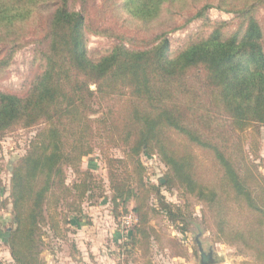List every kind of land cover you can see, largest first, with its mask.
<instances>
[{
  "label": "trees",
  "instance_id": "obj_1",
  "mask_svg": "<svg viewBox=\"0 0 264 264\" xmlns=\"http://www.w3.org/2000/svg\"><path fill=\"white\" fill-rule=\"evenodd\" d=\"M184 1L105 0V3L112 11L147 23L159 18L165 5L170 10L175 2ZM80 2L81 8L75 10L70 7V0H0V50L8 58L20 44L22 24L42 7L50 13L44 46L36 57L40 69L27 91L22 96L0 92V133L16 126L41 123L46 126L10 168L9 199L14 227L0 231V237L9 248L13 264H39L36 252L42 248L38 243L41 222L48 219L47 227H57L60 221H53L59 216L65 223L64 215L61 217L56 210L69 202L66 203L69 210L79 212L81 200L91 196L92 187L86 178L74 181L71 186L64 182L63 167L76 166L80 158L92 152V128L87 118L91 99L116 93L127 95L124 102L130 107L128 117L121 123L119 111L116 118L110 108L96 121H108L111 135L115 133L117 142L127 148L126 158L114 160L124 165V170L109 171L110 202L126 211L132 200V210L137 215L132 238L121 248L127 251L138 243L148 244L153 232L148 224V211L162 212L172 223L177 220L173 207L160 194L159 185L147 187L143 183L140 157L154 150L167 167L166 186L173 188L179 184L208 202L222 236L264 250V203L249 187L245 178L248 176L240 172L223 147L204 136L201 127L186 123L191 107L179 99L189 91L188 70L201 67L202 84L213 95L203 116L211 113L214 120L219 112L218 118L227 121L225 125L230 127L226 132L264 125L263 30L253 15L264 0H212L192 16L202 15L211 6L233 12L243 27L230 35H225L219 26L206 37L188 42L172 53L163 32L151 44L141 47L121 41L99 58L88 54L85 36L89 22L83 7L87 0ZM7 63H0V67ZM91 84L95 85L94 90H90ZM173 133L182 136L188 144L212 152L222 173L218 188L202 183L193 150L177 149ZM130 164L132 170L127 168ZM151 191L156 195L157 203L153 207L156 209L150 207ZM220 194L226 196L221 199ZM230 205L254 215L245 222L246 228L238 224L234 227L223 218ZM135 233L140 236L138 239Z\"/></svg>",
  "mask_w": 264,
  "mask_h": 264
},
{
  "label": "rangeland",
  "instance_id": "obj_2",
  "mask_svg": "<svg viewBox=\"0 0 264 264\" xmlns=\"http://www.w3.org/2000/svg\"><path fill=\"white\" fill-rule=\"evenodd\" d=\"M211 1L175 2L170 10L165 5L159 18L144 23L112 11L109 6H106L105 0H87L83 7L89 22L85 36L88 54L91 58H99L121 41L132 47H141L152 42L158 34L163 32L169 39L171 52L175 53L188 42L206 37L216 27L220 26L225 35L242 29L243 23L237 14L216 6L206 9L198 17H192L203 5ZM69 5L75 10L81 8L80 0H70ZM43 9L44 7L41 11L36 10L28 21L22 24L23 29L20 28V31L23 34L21 40L19 39L20 44L10 58L0 50V63L8 61L7 65L0 67V92L24 95L32 77L39 71L40 61L36 60V57L44 46L43 36L50 14ZM253 15L262 27L264 47V4L256 7ZM187 19L189 20L185 23ZM187 74L189 91L179 98L186 106L191 107L187 112L186 123L193 127H201L204 136L213 138L218 145L223 147L240 172L248 176L245 178L249 187L256 191L264 203V125L255 124L243 131L229 130L226 132L225 130L230 127L225 125L227 121L218 118L221 116L219 112H216L219 116H216L214 120L210 112L207 116L202 115V113L206 114L205 109H209L213 97L212 90L202 84L204 76L202 68H191ZM94 89L95 85L91 84L90 90ZM126 96V94L116 93L103 98L96 96L91 99L87 118L92 128V152L80 158L76 166L63 167L65 175L63 179L68 186L76 180L86 178L92 187L91 196H85L79 206V211L84 210V206L86 209L88 205L91 206L89 208L91 215L87 214L88 220L85 218V221H89L92 231L101 229L108 223L109 213L113 212L115 215V221L112 220L113 217L110 218L111 227L120 229V221L124 215L128 213L136 215L132 210V200L126 205V211L121 205L114 207L110 202L112 192L109 188V171L110 169L115 172L124 170V165L114 160L126 158L127 148L117 142L115 133L111 135L108 121L104 123L96 121L112 108L116 118L119 111V121L123 123L130 110L129 104L124 102ZM194 108L199 110H194ZM44 124L31 127L16 126L0 133L1 232L14 227L9 199L10 168L18 157L25 154L35 135L46 127ZM172 137L177 149L184 150L188 147L193 150L191 151L194 155L193 161L202 183L218 188L222 173L220 166L213 159L212 152L188 144L182 136L175 133ZM140 161L143 183L147 187L159 185L160 194L173 207L172 210L177 220L172 223L162 212L148 211V224L153 230L149 238L152 241L148 239V244L145 243V246L140 244L137 248L130 247L127 249L128 252L125 249L112 248L113 253L117 251L116 257L110 255L108 258L106 249L102 251L101 245H94L89 251L81 250L76 245L73 247V238L76 239L78 236L61 223L59 216L54 217L53 221L54 223L55 219L60 221L61 224L59 223L57 227H47L49 221L45 219L38 229V235L41 237L38 243L40 242L42 246L36 252L39 264H119V262L120 264H202L199 244L204 253L210 252L214 257L220 255L223 258L218 263L208 264H264L262 248L247 247L231 236L229 238L222 236L215 225L214 214L208 202L188 192L179 184L173 185V188L165 185L164 176L167 173V167L160 161L154 150L151 154L142 153ZM127 168L132 170L133 165L130 164ZM154 194V191H151L149 203L152 209H156L153 207L157 203ZM225 196L220 194L221 199ZM66 203L69 202H64L55 212L61 213L60 216L64 215V218L69 217L68 213L71 211ZM82 203L84 205H81ZM177 208L180 209V213L177 212ZM73 212L78 213V211ZM253 217V214L231 205L230 210L223 213V218L234 227L238 224L246 228L245 222L247 223ZM182 228L183 232L180 231ZM0 264H13L9 248L1 237Z\"/></svg>",
  "mask_w": 264,
  "mask_h": 264
},
{
  "label": "crops",
  "instance_id": "obj_3",
  "mask_svg": "<svg viewBox=\"0 0 264 264\" xmlns=\"http://www.w3.org/2000/svg\"><path fill=\"white\" fill-rule=\"evenodd\" d=\"M81 205H84V204L82 203ZM88 206H87V209L84 206L83 207L84 210L82 211L80 210L81 212L79 211L78 213H74L73 210H71L68 213V215L70 216L65 218V223L61 222L62 224L66 225L69 228V230L72 231V233L78 236L76 239L73 238L72 246L75 247L76 245L81 250L89 251V249L91 250L94 245L96 246L101 245L102 251L106 249L105 251L107 252L106 254L108 255V258L110 257V255H113L114 257H116L117 251L113 253L111 249L117 248V250H121L122 244L129 241L132 238L131 235L132 233H134V231L132 229L129 231H125L123 229H120L119 227L118 228L111 227V224H112L111 221L112 220L115 221L113 212L112 214L109 213L107 215L108 223L105 226H103V228L101 229L98 228L97 230L92 231L91 230L92 227L89 224V221H85L87 219L86 218L87 214H89L88 216L91 215L89 212V208H91V206L89 207ZM111 217H113L112 220H110ZM135 235L137 239L140 237L136 233ZM149 239L152 241L151 238ZM138 245H140V243L136 244V247Z\"/></svg>",
  "mask_w": 264,
  "mask_h": 264
},
{
  "label": "built area",
  "instance_id": "obj_4",
  "mask_svg": "<svg viewBox=\"0 0 264 264\" xmlns=\"http://www.w3.org/2000/svg\"><path fill=\"white\" fill-rule=\"evenodd\" d=\"M137 223V217L135 214L128 213L121 218L120 227L125 231H129Z\"/></svg>",
  "mask_w": 264,
  "mask_h": 264
},
{
  "label": "water",
  "instance_id": "obj_5",
  "mask_svg": "<svg viewBox=\"0 0 264 264\" xmlns=\"http://www.w3.org/2000/svg\"><path fill=\"white\" fill-rule=\"evenodd\" d=\"M199 251H200V258H201V263L202 264H208V263H218L222 261V257L220 255H215L212 256V254L209 253H204L203 249L201 246H199Z\"/></svg>",
  "mask_w": 264,
  "mask_h": 264
},
{
  "label": "flooded vegetation",
  "instance_id": "obj_6",
  "mask_svg": "<svg viewBox=\"0 0 264 264\" xmlns=\"http://www.w3.org/2000/svg\"><path fill=\"white\" fill-rule=\"evenodd\" d=\"M199 246H201V245L199 244ZM200 260H201V258H200Z\"/></svg>",
  "mask_w": 264,
  "mask_h": 264
}]
</instances>
